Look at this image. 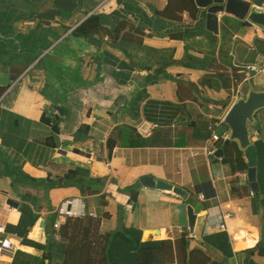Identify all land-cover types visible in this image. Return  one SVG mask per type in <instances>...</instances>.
I'll return each instance as SVG.
<instances>
[{
    "label": "crops",
    "instance_id": "0c3cea01",
    "mask_svg": "<svg viewBox=\"0 0 264 264\" xmlns=\"http://www.w3.org/2000/svg\"><path fill=\"white\" fill-rule=\"evenodd\" d=\"M241 1L264 11V0ZM167 4L0 0V87H8L0 99V240L14 246L0 264L16 253L28 264H65L71 250L78 253L69 264H80L86 244L90 264H103L110 242L115 264H137L133 243L112 240L119 223L139 246L169 242L176 257L199 250L209 264H264V109L250 127L257 194L237 146L225 149L232 163L208 154L211 124L250 88L264 90L263 31L224 13L215 35L197 5L196 19L183 12L173 20L159 15ZM94 18V36L72 38ZM120 23L133 40L115 44L108 31ZM250 65L258 71L247 75ZM14 171L28 179L14 180ZM143 178L187 199L144 187ZM183 203L204 206L193 233L178 224Z\"/></svg>",
    "mask_w": 264,
    "mask_h": 264
},
{
    "label": "water",
    "instance_id": "95a60500",
    "mask_svg": "<svg viewBox=\"0 0 264 264\" xmlns=\"http://www.w3.org/2000/svg\"><path fill=\"white\" fill-rule=\"evenodd\" d=\"M196 5L205 11V27L207 31L218 35L219 33V15L226 14L234 16L242 21L243 27L256 26L261 29L264 34V11L259 10L247 2L241 0H195ZM54 109L62 116H66L68 111L60 106H53ZM264 109V90L257 91L250 88L244 97L238 98L226 116L222 119V125L216 130V134L222 138L227 135L221 147L214 153L218 159L224 157L226 147L235 144L240 152L247 159L249 168L247 172L249 186L253 193H258V185L256 183V166L257 155L254 144L252 142L251 128H256L255 116L257 112ZM148 126L145 124L141 128V132L147 134ZM264 140V136L257 132ZM80 153V152H79ZM141 184L144 187H154L158 190L173 192L178 197L186 200L187 194L184 190L166 184L164 182H155L151 178H143ZM8 204L17 208L18 203L9 201ZM204 210L202 204L196 206L186 203L178 206V224L183 232L193 233L194 224L197 214Z\"/></svg>",
    "mask_w": 264,
    "mask_h": 264
},
{
    "label": "trees",
    "instance_id": "16d2710c",
    "mask_svg": "<svg viewBox=\"0 0 264 264\" xmlns=\"http://www.w3.org/2000/svg\"><path fill=\"white\" fill-rule=\"evenodd\" d=\"M183 12H188L193 19H196L198 8L195 4V1L194 0H168L167 6L165 7L163 11L159 12V15L165 18H168V19L180 20L181 14ZM92 21L94 22L92 23V26H89L88 23H84L80 28L74 31V35L76 37L94 36L96 34L94 30L98 29L99 22L97 21V18L92 19ZM131 31H133V28L130 27V25L126 23H120L117 25L116 28L113 29V31H108V33L110 35V40L114 42L115 44H117L121 38L132 39L130 37ZM162 71L163 69L156 70L153 72L151 71V72L154 74H161ZM7 90H8V87H0V99L7 92ZM42 121L44 123H48L49 125L52 126L54 130L57 131L56 125L51 124V122L45 117L42 118ZM108 143L111 146L110 141H108ZM230 147H236V145L232 144L231 146H228L226 148L229 149ZM222 160L227 163H232V159H229L227 156L223 157ZM235 160L239 163H243L242 153L239 150H237ZM10 175L12 176V178H14V180H17L19 178L20 179L22 178L24 180L28 179V176H26L25 174H20V172H17V171L10 173ZM31 182H36V181L31 180ZM88 231H89V226L87 225L85 226L83 230V238L86 242L88 241ZM60 236L63 237L61 233H60ZM112 237H113L112 240L115 237H123V239H125L126 241L133 243V248H134L137 264H209L210 262L209 258H207L199 250H192L190 252L185 251L182 253L181 256L175 258L173 247L171 243L169 242L168 243L162 242L159 246H155V247H152L150 244H148L147 246L141 247L139 246V241L132 240L128 238V236L124 235L123 233L119 231H117ZM164 249L170 250V253L166 257L163 256L162 254V250ZM77 253H78L77 250H71L69 258L67 259L65 264H69V261L73 260V257ZM21 255H22L21 253H16L12 264H28L27 261H20ZM38 264H41V263L38 261ZM80 264H90L88 244L83 246L81 249ZM103 264H115L112 258L110 245L107 246V244L105 245L104 251H103Z\"/></svg>",
    "mask_w": 264,
    "mask_h": 264
},
{
    "label": "built area",
    "instance_id": "2783aa9c",
    "mask_svg": "<svg viewBox=\"0 0 264 264\" xmlns=\"http://www.w3.org/2000/svg\"><path fill=\"white\" fill-rule=\"evenodd\" d=\"M258 71V68L255 66V65H250V66H247L246 67V73L247 75H250L251 73L253 72H257ZM222 125V120L218 121V122H215L213 124V126H210L209 129L211 131V134H210V137H209V140L214 142L215 143V147L213 148V150L211 151H208V154L213 156L214 153L221 147L223 141L226 139L227 135H224L222 138H220L217 134H216V130ZM202 198H204V196H202ZM229 216V215H227ZM60 222H55L54 223V228L56 230H60ZM220 228L222 229H226V225L225 223L223 224H220ZM3 233V228L0 226V234ZM56 238H60V234L59 232L56 233ZM14 250V246H13V243L10 239L8 238H4L2 240H0V256L6 254L7 252H10Z\"/></svg>",
    "mask_w": 264,
    "mask_h": 264
},
{
    "label": "rangeland",
    "instance_id": "374dc122",
    "mask_svg": "<svg viewBox=\"0 0 264 264\" xmlns=\"http://www.w3.org/2000/svg\"><path fill=\"white\" fill-rule=\"evenodd\" d=\"M73 37H76L75 35H72V38ZM54 112V109L52 108V107H50V108H48V110H47V116H49V117H52V113ZM214 124V123H213ZM213 124H211V126H213ZM208 133H209V131H208ZM116 231H119V232H121V233H123L124 235H126V236H128V238H130V239H132V240H134V238H133V234L132 233H130V232H126V231H124V229L121 227V224L119 223L118 224V227H117V229H116ZM112 247V244H111V242H110V248ZM170 253V250L169 249H164V250H162V254H163V256H168V254ZM182 255V254H181ZM181 255H178V257L179 256H181ZM175 258H176V256H175Z\"/></svg>",
    "mask_w": 264,
    "mask_h": 264
}]
</instances>
